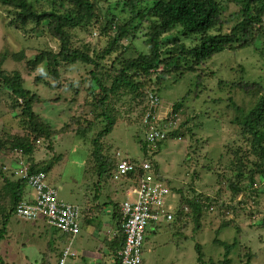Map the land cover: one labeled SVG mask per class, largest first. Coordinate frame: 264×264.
I'll return each mask as SVG.
<instances>
[{
	"label": "trees",
	"instance_id": "1",
	"mask_svg": "<svg viewBox=\"0 0 264 264\" xmlns=\"http://www.w3.org/2000/svg\"><path fill=\"white\" fill-rule=\"evenodd\" d=\"M42 1L0 0L14 18L11 27L23 30L27 34L31 26L33 27L29 32L31 34L47 23V31L60 43L59 51L56 53L42 51L33 59L23 53L16 57V61L24 62L30 74L46 67L48 77L53 81L47 82L45 76L40 75L35 83L40 85L44 81L49 86H55L56 83L61 91L67 89V85L68 88L73 87L72 84L62 83L60 71L62 65L82 64L92 67L94 70L91 71V80L88 81L90 87L87 88L86 105L90 106V109H101L102 114L97 115L94 112L95 117L89 118L83 112L71 117L65 126L55 130L35 111V106L42 104L43 99L26 87L27 82L22 74L18 71L8 73L0 68V86L10 93L12 103L9 107L17 113L20 131L0 141V153H7V157L16 152L21 153L32 164L31 171L34 173L45 172L48 175L49 171L53 170V163L38 168L35 157L39 148L44 146L52 150L56 139L63 135L82 138L91 135L93 138L90 141L88 165L94 174H98L99 183L111 180L119 184L124 181L125 185L137 187L144 173L137 169L121 180H115L114 174L120 161L119 154L111 153L105 143V138L117 124L114 117L108 114V107L116 95L124 93L132 98L134 106L132 112L137 115V123L146 133L143 117L150 108L148 102L151 94H156L161 99V93L169 80L177 82L191 77L196 98H199L207 81L217 79L215 72L207 68L209 62L226 51L238 52L249 49L260 51L258 44L264 40V0H118L116 8L112 6L111 0ZM122 7L127 14L125 17L116 13V10ZM233 7L234 10H231ZM78 32L88 35L98 32L97 43L102 48L101 52L95 54L90 46H78ZM140 41L142 48L137 46V42ZM131 50L136 51L137 55L126 59ZM106 65L111 66L109 73H112V76L106 74L108 71L106 73L102 71ZM222 83L247 95H253L257 102L245 114L232 100L233 110H238V116L231 121V125L237 129L239 139L234 140L233 145L228 143L226 153L220 154V163L224 168L218 179L219 194L217 197L203 193L189 196L183 188H171L178 194L174 226L186 228L193 222L195 225L193 231L198 232L201 226L203 228L206 215L212 212L213 207H218L216 218L221 221L218 236L227 228L236 226L228 216L229 211L236 208L232 204H227L223 198L226 194L224 189L229 192L231 201L229 198L228 200L231 203L246 192H250V195L264 194L254 189L257 182L264 181V84L244 80L221 81L220 84ZM189 95L188 93L183 101ZM57 100L59 99H53L52 102ZM153 111L156 113L158 109ZM182 112L181 105L176 104L165 122H178ZM101 117L104 119L100 122L102 130L94 135L92 133L100 125L98 119ZM177 124L178 130L169 132L168 138L159 143L157 149H160L168 139H185V131L180 130L179 122ZM140 142L146 157L141 162H132L137 165L150 162L154 166L149 156L152 151L149 142L147 139ZM3 167H0L2 191L0 199L8 206L6 221L16 216L19 204L26 202L29 185L17 178L12 171H5ZM157 175L166 180L158 172ZM49 184L55 187L54 182L49 181ZM121 205L122 203L112 204L116 235L111 240L110 248L117 258L125 243ZM243 205H245L243 201L238 203V206ZM252 223L264 228V218ZM237 230L240 239L233 241L232 244L215 240V243L225 250L224 259L221 261L206 262L201 244L196 245L198 264H234L236 260L240 264H251L257 254L245 238L243 239L246 241H242L241 237L246 234L240 229ZM175 235L179 234L176 232ZM67 239V236L55 229V245L52 248L48 246L42 264H53L54 258L57 264L62 250L60 251L56 244L66 243Z\"/></svg>",
	"mask_w": 264,
	"mask_h": 264
},
{
	"label": "rangeland",
	"instance_id": "2",
	"mask_svg": "<svg viewBox=\"0 0 264 264\" xmlns=\"http://www.w3.org/2000/svg\"><path fill=\"white\" fill-rule=\"evenodd\" d=\"M111 1L112 6L116 8L118 0ZM123 10V7L122 9L118 8L116 13L125 17L127 14ZM231 10H234V7ZM13 20L14 18L6 7L0 3V68L8 73L20 72L27 82L26 87L41 96L43 103L35 106V111L41 118L56 130L65 126L71 117L78 116L83 112L89 118L95 117L94 112L101 115V109H90V106L86 105L87 88L90 87L88 81L91 80V71L94 69L82 64L62 65L60 69L62 83L64 85L72 84L73 87L68 88L67 85V89L61 91L56 83L55 86H49L47 82L53 80L48 77L46 67L30 74L25 63L16 61V57H20L24 53L28 58L33 59L42 51L56 53L59 51L60 43L53 39L47 31V23L31 34L29 32L33 27L30 26V31L26 34L23 30L10 26ZM78 34V46H90L95 54L101 52L102 48L97 43L98 32H93L91 35L81 32ZM126 44L128 45V42ZM137 46L142 48L141 41L137 42ZM258 46L260 51L254 49L238 52L226 51L209 62L207 68L215 72L217 79L207 81L199 98H196L191 77L177 82L171 79L165 84L161 93L160 116L161 119L164 118L161 122L171 124L170 133L178 130L177 123L179 122L180 130L185 131L186 137L185 139H168L160 149L150 151L149 156L154 162L155 170L169 182L171 188H183L189 196H194L195 193H203L211 197L218 196L219 174L223 172L224 168V165L220 163L221 155L226 153L228 143L233 145V141L239 139L237 129L231 125V121L238 116V110H233L232 100L245 114L257 102V98L253 95H247L237 88L233 89L230 85L220 84V82L244 80L245 82L264 84V40H261ZM136 55V51L131 50L125 58H134ZM106 66L102 71L104 73L108 71L106 74L112 76L113 74L109 73L111 66ZM99 73L101 74V72ZM40 75L45 76L47 82L43 81L37 85L35 80ZM188 93L189 97L183 101ZM53 99L59 100L52 102ZM11 103L10 93L0 86V141L5 140L8 135L20 132L18 131L17 113L9 107ZM178 103L183 111L179 121L165 122ZM132 107H134L132 98L124 93L116 95V98L112 100L108 107V114L114 117L117 124L110 135L105 138V143L111 153L118 152L120 160L129 159L141 162L146 156L140 141H146V133L145 130L143 131V127L137 123V115L132 112ZM98 120L100 125L93 131L94 135L97 131L102 130L100 122L104 119L101 117ZM91 138H93L91 135L86 138L63 135L56 139L52 150L42 146L35 157L43 158V167L53 163V170L49 171L48 180L55 183L60 199L78 205L80 208H83L86 199L93 205L100 203L103 207L111 197L113 198L110 187L115 189L114 186L124 184L126 189H134L132 186L125 185L124 181L119 184L111 180H108L107 183H99L98 174H94L88 165ZM6 154L0 153V167L4 166L5 171L11 172L8 164L14 161L16 156L23 157V155L15 153L7 157ZM24 159L31 167L32 164L28 158L24 157ZM29 189L34 193L30 186H28ZM254 189L264 193V181L257 182ZM224 192L226 194L223 198L226 199L227 204H232L236 208L228 213L229 220L236 226L227 228L219 236L217 235V231L221 227L220 219L216 218L218 207H213L211 213H206L203 228L201 226L198 232L193 231L195 227L193 222L186 228H181L179 225L174 226L173 223H163L159 226L150 225L144 243L145 264H198L196 250L198 244L202 246L206 262L221 261L224 259L225 250L217 245L215 240L219 239L232 244L233 241L240 239L237 229L246 234L241 237L242 241L247 240L257 254L251 264H264V228L252 223L264 218V194L262 196L261 194L250 195V192H246L231 203L229 192L225 189ZM28 198L26 201H30ZM125 198H127L126 195L119 193L113 200L121 202ZM133 198L132 193L129 199ZM241 201L245 205L238 206ZM177 202L178 200H176ZM9 204L10 200L7 201V205ZM105 207L113 208L109 204ZM6 211H8V206L0 199V235H2L0 264H42L48 246L52 248L55 245V229L50 228L41 220L39 222L25 221L17 216L5 221ZM104 211L107 212L106 208ZM108 215L111 218V214ZM109 218L107 214L102 216L101 222L105 227L103 236H106V231L112 229L107 226L111 222ZM95 224L97 223L93 225ZM86 230V223L82 221L80 231L81 235H84L83 245L91 251L101 253L103 242H100L98 233L94 234L86 232ZM176 232L179 235H175ZM67 242H58L56 246L61 251ZM74 245L77 244L73 242V249ZM53 264H56L55 258ZM234 264L240 263L236 260Z\"/></svg>",
	"mask_w": 264,
	"mask_h": 264
},
{
	"label": "built area",
	"instance_id": "3",
	"mask_svg": "<svg viewBox=\"0 0 264 264\" xmlns=\"http://www.w3.org/2000/svg\"><path fill=\"white\" fill-rule=\"evenodd\" d=\"M148 103L150 108L143 117V124L147 142L151 150L155 151L158 144L168 138L171 124L161 122L164 118L161 119L160 116L162 102L158 95L151 94ZM153 109H159V113H155ZM8 167L17 178L26 181L35 193L32 200L17 206L16 216L25 221L44 220L50 227L67 236L68 242L57 264H72L71 262L78 258V253L73 249V239L80 232L81 208L62 201L57 189L49 184L48 175L45 172H32L24 157L16 156ZM137 169L144 173L143 178L138 186L131 190L134 198L121 205L125 243L118 253V264H143L145 236L149 226L170 224L176 220L177 196L168 182L158 177L150 162L137 165L129 159H121L114 179L121 180Z\"/></svg>",
	"mask_w": 264,
	"mask_h": 264
},
{
	"label": "crops",
	"instance_id": "4",
	"mask_svg": "<svg viewBox=\"0 0 264 264\" xmlns=\"http://www.w3.org/2000/svg\"><path fill=\"white\" fill-rule=\"evenodd\" d=\"M38 158L39 159L36 158L37 166H38V168H41L43 166L44 161H43L42 157L41 158L38 157ZM127 186L131 187V185H127ZM114 187H116V188L114 189V188L110 187L111 193L113 192V198L115 196H117L119 193H122V195L127 196V198H125L124 201L115 202L113 200V198L111 197L109 199V202L106 203L102 207L100 205V203H97V205H93L90 201H87V199H86V201H84V203H83V208H81V212H82L81 224H82V221L84 223H86V226H87L86 232H90V233H94V234L98 233V238H99L100 242H103L102 248H101V253L91 251L88 247H85L83 245L82 239H83L84 235H81V231H80L79 234L73 239V242H75L77 244L76 246L74 245V247H75L74 250L78 253V258H76L73 262H71L72 264H118L119 263V260H118L119 258H117L115 256V253L110 248L111 247V240L116 235V227H115L116 221H115V217H114V209L111 207H105V206L108 204L112 205L113 203L121 204V203L127 201L131 196V191H130L131 189H129V188L126 189L124 185L123 186L119 185V186H114ZM34 195H35V193H32L30 189L27 190V198L29 197L28 199L32 200ZM62 201H64V200H62ZM64 202L69 203L68 201H64ZM105 208H106L107 212L104 211ZM103 214L104 215L107 214L108 218H109L108 214H111V218H109V220H111V222H113V223L110 222V224L107 225L110 227V229L112 227V229L110 231H106L107 232L106 236L102 235L104 228H105L101 222ZM96 216H98V217L95 218ZM41 221L46 223L44 220H41ZM38 222H36V223H38ZM94 223H97L98 225L97 224L93 225ZM80 235H81V237H79Z\"/></svg>",
	"mask_w": 264,
	"mask_h": 264
}]
</instances>
